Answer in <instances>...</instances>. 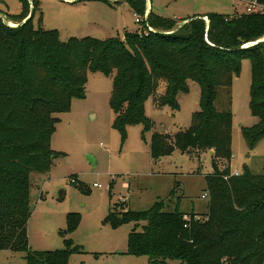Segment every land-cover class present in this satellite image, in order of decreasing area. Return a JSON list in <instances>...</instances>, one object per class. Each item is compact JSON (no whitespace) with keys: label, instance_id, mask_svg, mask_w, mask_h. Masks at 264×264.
<instances>
[{"label":"trees","instance_id":"trees-1","mask_svg":"<svg viewBox=\"0 0 264 264\" xmlns=\"http://www.w3.org/2000/svg\"><path fill=\"white\" fill-rule=\"evenodd\" d=\"M129 1L135 13L145 15L146 0ZM22 2L21 14H7L20 25L12 27L0 17V251L25 252L27 264H68L70 248L34 251L29 246L32 176L49 172L62 155L51 147L59 122L55 115L70 109L73 96H85L88 71H100L113 78L111 104L115 127L122 131L139 123L152 128L145 101L161 81L166 90L156 102L173 110L180 107L178 95L189 91L188 81L198 82L200 110L191 126L174 142L167 134L155 133L151 152L157 158L176 147L214 152L203 218L186 221L180 201L174 210L159 201L149 211H124L121 221L145 223L141 231L130 233L128 254L147 256L148 264H264V173L247 168L232 174L230 109L234 79L242 60L249 59L250 107L259 122L243 130L249 147L255 148L264 138V11L234 16L210 12L184 19L179 27L177 21L151 11L147 22L155 31L148 35L134 31L124 40L62 41L57 30L32 23L41 0H32L33 10L29 0ZM221 90L227 104L223 110L216 106ZM115 216L110 215L114 222ZM79 221L78 214H69L68 232Z\"/></svg>","mask_w":264,"mask_h":264},{"label":"rangeland","instance_id":"rangeland-1","mask_svg":"<svg viewBox=\"0 0 264 264\" xmlns=\"http://www.w3.org/2000/svg\"><path fill=\"white\" fill-rule=\"evenodd\" d=\"M29 3L33 10L32 0ZM147 4H153L156 13L177 21L176 27L185 18L202 16L205 11L227 16L247 13L244 0H149ZM23 7L22 0H0V17L16 27L21 23L7 14L19 15ZM134 14L129 0H41L32 23L36 28L57 30L62 41L73 37L124 40L127 32L140 27ZM87 77L85 96H73L70 109L55 115L59 122L51 147L62 155L49 172L33 174L29 246L34 251L70 248L68 264H148L147 256L128 254L130 233L135 228L141 231L145 223L121 221L120 213L149 211L159 201L167 210H174L180 201L178 207L185 213L204 215L208 211L209 195L205 199L202 196L208 193L206 175L213 170L214 152H184L176 147L160 158L151 152L155 133L167 134L174 142L179 132L191 126L193 115L200 110L202 88L198 82L188 81L189 91L178 95L180 107L173 110L156 102L166 90L161 81L155 95L145 101L152 128L139 123L122 131L115 127L111 104L113 78L100 71H88ZM251 85L252 62L243 59L231 91V169L244 173L249 168L262 174L264 138L250 148L243 130L259 122L250 107ZM223 93L221 90L216 101L219 110L227 108ZM71 213L78 214L80 221L68 232ZM112 213L116 222L110 218ZM26 255L1 250L0 264H27Z\"/></svg>","mask_w":264,"mask_h":264},{"label":"built area","instance_id":"built-area-1","mask_svg":"<svg viewBox=\"0 0 264 264\" xmlns=\"http://www.w3.org/2000/svg\"><path fill=\"white\" fill-rule=\"evenodd\" d=\"M149 3V0H146ZM247 3V12L248 13H254V12H261L264 11V7H262V4H260L257 0H244ZM136 17V22L140 24V27L138 31L140 34L142 35H148L151 31H155L154 28L147 22V18H148V9H146L145 15L141 16L138 13L134 14ZM206 22H208V20H206ZM233 175H239L240 172L239 171H234L232 173ZM95 186H100L95 184ZM208 197V193H205L202 198H207ZM184 218L186 219V221H190L192 218L194 220H199L201 218H203L202 214L199 213H195V215H190L189 213H186ZM187 227V224L185 225Z\"/></svg>","mask_w":264,"mask_h":264},{"label":"crops","instance_id":"crops-1","mask_svg":"<svg viewBox=\"0 0 264 264\" xmlns=\"http://www.w3.org/2000/svg\"><path fill=\"white\" fill-rule=\"evenodd\" d=\"M208 4L206 3V6H207ZM147 9H148V13H150L151 11H153V12H155L154 11V5L152 4L151 6L149 5L148 6V4H147ZM194 11V10H193ZM156 13V12H155ZM201 13H204L203 15H206V14H208L209 12H201ZM156 14H158V13H156ZM160 15V14H159ZM196 15H199V14H194V15H192L191 17H194V16H196ZM162 16V15H161ZM190 17V16H189ZM184 19V18H183ZM185 19H189V18H185ZM187 21V20H186ZM186 21H183V22H181L182 24L183 23H185ZM12 23V22H11ZM12 24H14V23H12ZM181 24V25H182ZM213 151H211V153H212ZM213 154V153H212ZM35 181V177H34V175L32 176V184H33V182Z\"/></svg>","mask_w":264,"mask_h":264},{"label":"water","instance_id":"water-1","mask_svg":"<svg viewBox=\"0 0 264 264\" xmlns=\"http://www.w3.org/2000/svg\"><path fill=\"white\" fill-rule=\"evenodd\" d=\"M264 41V40H263Z\"/></svg>","mask_w":264,"mask_h":264}]
</instances>
